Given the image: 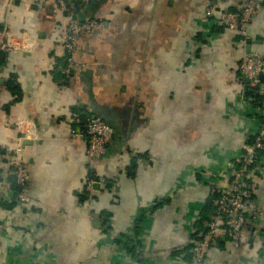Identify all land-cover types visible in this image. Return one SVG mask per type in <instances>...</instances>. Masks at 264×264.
Returning a JSON list of instances; mask_svg holds the SVG:
<instances>
[{"label":"crops","instance_id":"crops-1","mask_svg":"<svg viewBox=\"0 0 264 264\" xmlns=\"http://www.w3.org/2000/svg\"><path fill=\"white\" fill-rule=\"evenodd\" d=\"M213 1L223 12L246 0ZM79 4L77 20L102 19L105 29L81 38L62 84L68 18L56 0H0V27L34 41L2 61L0 151L20 145L26 128L38 137L22 142L38 200L30 208L11 204L0 154V264H189L259 124L238 70L245 54L264 56V13L244 38L205 17L203 0ZM90 116L115 130L95 164ZM252 181L261 219L248 212L241 247L221 240L205 264H264V154Z\"/></svg>","mask_w":264,"mask_h":264},{"label":"built area","instance_id":"built-area-1","mask_svg":"<svg viewBox=\"0 0 264 264\" xmlns=\"http://www.w3.org/2000/svg\"><path fill=\"white\" fill-rule=\"evenodd\" d=\"M205 17L214 19L220 27L226 28L247 38L249 26L264 13V0H246L238 11L218 12L214 8L213 0H203ZM58 9L66 13L68 24L62 31L59 48L64 65L60 68L61 83L66 84L72 77L75 66V56L81 38L87 34L102 32L105 22L102 19H76V5L71 0H56ZM32 36L22 34L16 36L9 31L8 25L0 27V53L5 54L28 52L33 44ZM241 81L245 87L254 89V94L261 97L256 107L259 124L251 135L238 158L236 170L231 181L218 191L212 214L207 218L202 235L192 243L191 261L189 264H205L209 250L221 240H229L236 248L241 247L242 233L247 223V213L252 212L254 221L261 219V212L250 207L253 197L254 183L252 170L259 160V154L264 153V56L247 53L239 66ZM1 92V86H0ZM256 99L250 98L253 103ZM257 104V103H256ZM75 132H73L74 134ZM114 127L101 117H89L86 122V135L88 138L87 158L90 164H95L107 153L114 139ZM38 140L29 128L23 130L21 144L15 149L5 151L10 165V172L15 178L18 192L9 195L16 205L31 207L36 201L30 195L29 170L21 159L23 154V141ZM1 185V184H0ZM87 187L93 182L87 181Z\"/></svg>","mask_w":264,"mask_h":264},{"label":"trees","instance_id":"trees-1","mask_svg":"<svg viewBox=\"0 0 264 264\" xmlns=\"http://www.w3.org/2000/svg\"><path fill=\"white\" fill-rule=\"evenodd\" d=\"M71 1H73L74 3H75V5H76V10H77V13L79 12V13H81V6H80V4H79V0H71ZM213 4H214V1H213ZM216 10V9H215ZM216 11H218V12H221V11H219V10H216ZM229 11H233V10H229ZM63 14H65V16H66V13H63ZM80 15V14H79ZM79 20L80 21H84V20H86L82 15H80L79 16ZM223 28V27H222ZM240 37H242L241 35H240ZM62 60V62H63V65L65 64L64 63V61H63V59H61ZM241 64V63H240ZM238 73H239V70H238ZM239 76H240V74H239ZM245 93H246V97H247V100L249 101V99L250 98H255L256 100L255 101H253V105L254 106H258V102L261 100V97H259L258 95H255L254 94V89L253 88H250V87H245ZM257 103V104H256ZM90 117H94V116H90ZM96 117H98V116H96ZM104 120V119H103ZM106 121V120H105ZM107 122V121H106ZM109 123V122H108ZM251 141V139H249V141H248V143ZM1 153V155H5L6 154V152L4 151V150H1L0 151ZM264 153H260L259 154V158L261 157V155H263ZM10 172L12 171V166L10 165ZM10 188L12 189V191H13V193H16V192H18V188L16 187V183H15V178H14V176L13 175H10ZM10 202H11V204L12 205H16L14 202H13V200H10ZM213 209H214V207H213ZM138 254H136V259L139 257V255L137 256ZM137 262H139V259L137 260Z\"/></svg>","mask_w":264,"mask_h":264},{"label":"water","instance_id":"water-1","mask_svg":"<svg viewBox=\"0 0 264 264\" xmlns=\"http://www.w3.org/2000/svg\"><path fill=\"white\" fill-rule=\"evenodd\" d=\"M4 56H5V53L1 52L0 53V69L2 68V61H3Z\"/></svg>","mask_w":264,"mask_h":264}]
</instances>
